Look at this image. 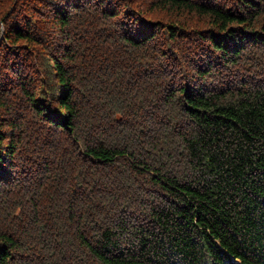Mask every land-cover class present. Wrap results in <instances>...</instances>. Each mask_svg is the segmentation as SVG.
Masks as SVG:
<instances>
[{
  "label": "trees",
  "instance_id": "16d2710c",
  "mask_svg": "<svg viewBox=\"0 0 264 264\" xmlns=\"http://www.w3.org/2000/svg\"><path fill=\"white\" fill-rule=\"evenodd\" d=\"M0 264H264V0H0Z\"/></svg>",
  "mask_w": 264,
  "mask_h": 264
}]
</instances>
